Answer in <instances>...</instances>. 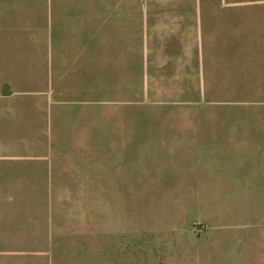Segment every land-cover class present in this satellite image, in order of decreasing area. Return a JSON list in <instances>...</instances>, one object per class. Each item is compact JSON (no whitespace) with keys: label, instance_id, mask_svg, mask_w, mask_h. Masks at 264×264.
<instances>
[{"label":"crops","instance_id":"crops-1","mask_svg":"<svg viewBox=\"0 0 264 264\" xmlns=\"http://www.w3.org/2000/svg\"><path fill=\"white\" fill-rule=\"evenodd\" d=\"M16 39L28 40L26 50L37 57L29 82L10 74ZM167 71L197 73L198 146L201 167L213 169L208 182L228 185L231 200L264 199V0H0V222L16 201L22 211L37 199L14 193L13 185L55 177L66 106L94 103L96 85L104 104L120 101L129 82L143 86V73ZM242 225L240 232L249 228ZM0 238V247L29 245ZM263 249L264 239L242 235L202 239L197 256L156 263L264 264Z\"/></svg>","mask_w":264,"mask_h":264},{"label":"rangeland","instance_id":"rangeland-1","mask_svg":"<svg viewBox=\"0 0 264 264\" xmlns=\"http://www.w3.org/2000/svg\"><path fill=\"white\" fill-rule=\"evenodd\" d=\"M28 43L16 39L10 45L16 82H29L37 69ZM129 83L120 101L104 104L96 85L94 103L66 106L65 150L55 177L13 185L14 193L37 199L23 212L16 201L0 222L4 239L29 245L0 247V260L157 264L166 257L197 256L202 239H264V199L227 198L228 185L209 183L213 169L201 167L197 73L145 72L142 87ZM221 186L223 194L217 192ZM242 224L249 227L244 232L238 231ZM26 235L29 240H22ZM50 238L57 242L44 244Z\"/></svg>","mask_w":264,"mask_h":264}]
</instances>
